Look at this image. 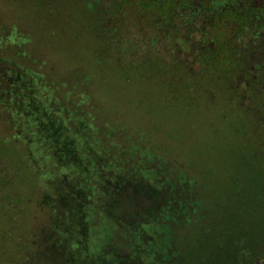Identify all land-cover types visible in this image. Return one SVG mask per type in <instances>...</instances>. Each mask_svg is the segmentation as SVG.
<instances>
[{
    "label": "rangeland",
    "instance_id": "obj_1",
    "mask_svg": "<svg viewBox=\"0 0 264 264\" xmlns=\"http://www.w3.org/2000/svg\"><path fill=\"white\" fill-rule=\"evenodd\" d=\"M90 1L0 0V25L13 33L8 39L15 34V26L32 37L28 48L31 57L23 59L26 55L20 53L14 61L32 65L46 78L44 85L33 89L32 95L39 101L34 100L31 109L39 111L34 117L27 114L28 124L35 128L37 118L50 119L43 133H33L27 127L29 131L22 136L16 133L20 126L13 117L0 111V166L17 171L15 187L19 193L14 202L26 207L17 212V219L23 217V211L30 218L36 217L35 223H42L44 215L39 210L34 215L35 206H40L41 195L52 198L53 189L62 192L76 184L78 194L91 192L96 203L97 194L107 196V205L122 174L129 181L124 194L129 198L136 194L133 189L142 175H162V186L173 190L175 182L193 185L191 180L184 181L189 173L199 182L197 192L202 197L193 201L185 196L179 202L183 231L176 241H172V225L176 224L172 215L176 216L177 210L170 214L166 203L154 202L146 210H153L154 218L147 214L148 222L137 225L124 223L103 207L89 203L83 214H73L71 264H100L102 259H114L116 253L130 257L122 259L123 264L131 258L136 264L139 260L142 264H230L252 255L263 256L264 136L260 132L264 129V107L258 96L252 97L250 116L235 101L241 104L245 100L246 87L264 88V80L253 84V79L264 78L257 77L259 68L252 65L255 60L264 64V32L250 37L247 46L237 45L245 53L246 63L244 71L230 80L238 91L234 92L223 71L221 77L202 63L190 62L188 50L162 49L157 53L162 62L153 56L151 47H136L132 37L123 39L131 32H105L104 27L120 28L122 19L117 13L99 15ZM144 57L148 59L141 63ZM175 59L189 65L190 71L173 65ZM138 65L139 69L156 67V71L143 78L135 69ZM201 66L196 79L186 75ZM54 93L60 101L58 109L54 115L46 114L45 107ZM93 117H99L100 125L106 123L103 136L110 139L109 133L117 129L124 133L121 144L128 151L139 152L140 156L126 160V169L118 167L119 162L109 169L110 161L103 160L93 148L102 138L97 135L100 126L91 125ZM111 140L114 145L115 140ZM162 148L173 156L165 157ZM192 163L196 170L190 169ZM99 169L104 181L97 176ZM26 195L31 200L24 204L21 201ZM143 231L152 239L142 241ZM14 232L18 241L5 243L9 250L3 251L0 264H12L9 257L19 256L15 243L23 244V240L15 227ZM132 245H136L134 249ZM13 264L25 262L17 259Z\"/></svg>",
    "mask_w": 264,
    "mask_h": 264
},
{
    "label": "trees",
    "instance_id": "obj_2",
    "mask_svg": "<svg viewBox=\"0 0 264 264\" xmlns=\"http://www.w3.org/2000/svg\"><path fill=\"white\" fill-rule=\"evenodd\" d=\"M90 2L91 5L96 6L99 15L108 16V14L117 13L122 19V25L118 29L113 27V30H107L102 25L105 28V32L108 31L110 34L121 30H127L126 34L131 32L127 34L128 37L125 36L126 38L123 39L130 40L132 37L130 41H133L136 47L138 44H141L142 47L143 45L151 47L153 56L159 58L162 62H164L162 56L157 55L158 51L160 52L162 49L176 52L179 50L178 47H180L183 51L188 50V60L190 62L195 60L198 63H202V66L215 71L221 77L223 74L220 71H223L228 80L241 74L245 68V53H242L237 45L247 46L250 37H257L261 32H264V0H91ZM101 21L104 23L103 19ZM2 26L0 25V111L9 113L13 117L15 124L20 126L16 132L17 134L22 135L26 130L29 131L27 127L32 128L33 133L34 130L35 133H37V130L43 133V129L49 124L50 119L45 120L43 118L42 121L40 118H37L39 119L38 121L35 118L33 119L39 109H31V105L34 104V100L39 101L37 97L32 95L35 94L33 89L45 84V75L44 73L38 75L37 73L40 71L33 68L32 65L26 67L14 61V57H18L20 53H25L26 57L23 59H29L27 55L31 57L30 53L32 52L28 48L31 45L29 43H31L32 37H29L23 31H19L18 27L15 26V34L8 39L13 33L10 32V28ZM132 32L135 33V37H133L134 33ZM137 32L141 34H137ZM107 36L112 37V35ZM24 37L25 41L23 42L21 40ZM20 58L22 59V57ZM146 59L148 58L144 57L141 63H144ZM173 62H176V59ZM184 63L178 61L173 65L178 64L185 71H190V66H185ZM252 65L259 68L256 74L257 77L264 78V64H258L257 60H255ZM202 66L196 72H190V74L187 72L186 75L196 79L201 73ZM140 67L138 65L135 69H138L142 76H147L152 72L150 66L149 68L144 66L139 69ZM263 80L253 79V84L256 81L262 82ZM41 92H43L42 89ZM43 94L49 93L43 92ZM248 95L251 98L260 95L264 96V88H255L254 85ZM58 101L56 93H54L53 97L49 98L50 105H46L47 108L45 107L46 114H55L58 109L57 103H60ZM89 101L92 102L90 99ZM28 113L33 116L32 122L33 120L36 122L33 123V125H36L35 128L28 124L26 118ZM92 121L91 125L96 123L100 126V132L97 135H99V138L102 137L100 138L101 141L96 143L97 147L93 148H96L95 150L101 155H103L104 150L108 153L111 148L123 150L124 157L120 158H124V164L119 162L121 165H118L115 157L113 161L110 159V162H108V168L110 169V166H112V169H114L115 162L118 167L126 166V169L129 166L126 160L136 158L137 151L135 149L128 151L126 146L121 144L120 140H122L124 133L117 129L115 133L119 136L113 139L115 140L113 141L114 145L110 144L112 143V137L108 139L107 135L103 136L107 129L102 126H105L106 123L102 120V125H100L98 122L99 117H93ZM113 121L117 120L114 118ZM125 130L128 131V129ZM44 131L46 132V130ZM112 132L113 130L109 133L111 136ZM6 169L11 175H18L14 167H11V169L7 167ZM0 170H4V167L0 166ZM98 172L100 173L101 170ZM128 183L129 181L124 179L125 191ZM1 188L4 190V187ZM3 204V202L0 203V205ZM6 242L0 241V248L2 249L0 258L3 253L9 250L5 246ZM61 259L60 257L56 258L52 254L46 255L44 258L40 257L44 264H65L64 260ZM40 260L35 263L29 261V264H38ZM238 261L237 264H240Z\"/></svg>",
    "mask_w": 264,
    "mask_h": 264
},
{
    "label": "flooded vegetation",
    "instance_id": "obj_3",
    "mask_svg": "<svg viewBox=\"0 0 264 264\" xmlns=\"http://www.w3.org/2000/svg\"><path fill=\"white\" fill-rule=\"evenodd\" d=\"M150 68L152 71H156V67L150 66ZM143 78H146V76H143ZM230 84L231 83L229 80L227 82L229 89L231 91L233 90L234 92H236V88H234L233 86L231 87ZM202 85L205 87L203 83H201V86ZM171 89L172 91H175V88L172 84ZM250 89L246 87L247 96L244 98L245 100L241 104H238L235 101V104L239 107L244 106L245 113L250 114L251 116L253 114L249 111V107H251L252 105L251 101H254L248 95ZM203 90H206V88H204ZM258 97L260 98L259 101L261 106L264 105V96L260 95ZM204 100L206 99L204 98L203 101ZM255 106L256 105L253 103V107ZM260 133L264 136V129H262V132ZM118 136L119 135L115 133V130H113L112 139H116ZM147 139L149 138L147 137ZM150 141L153 143L151 139ZM259 141L263 142L261 139ZM161 151L164 153L163 155L167 158L173 156V154L170 153L169 150H164L162 148ZM104 152L102 155L103 160L107 159L108 161H110L111 159V161H113L116 157L117 162L124 164V158H120L124 157L123 150H115L114 148H111L108 153L105 152V155ZM136 154L138 155L139 152ZM97 162L98 165H102L99 160H97ZM122 167L123 166H121V168ZM191 168L195 169L193 163L191 164L190 169ZM183 171L186 172L187 170ZM101 174L102 172H98L97 176L100 180L104 181L105 176L102 177ZM157 174L158 173H156V175ZM122 176H119L117 181V192L113 195L111 201L107 205L105 201L107 200V196L100 197L99 194H97L96 197L99 202L96 203L93 201V195L91 192L85 193V195L83 193L78 194V185L76 184L75 187H68V189L63 190L62 192L60 190L53 189L52 198L50 196H47L46 194L41 195L39 201L40 206H38V203L36 204V211L34 212V215L39 214V212H41L44 215L45 220H42V223H35L34 218L36 217L30 218L27 213H23V211H20L23 217L17 219V212L21 209H26L25 206L18 204L16 201L14 202V197L19 193L17 187H15V183L17 182V175H11L10 172H8V169L6 168H4V170H0V199H2L0 200V203H4L3 205H0V241H18L17 238L14 237L16 234L14 232V227L16 228V230L19 231L20 235L22 236L20 241L23 240V244H21L20 242L15 243V245L17 246V251L19 252V256L9 257V261L13 262V260L20 259L21 261H24L25 264H29V261L38 262L37 260H40V257L44 258L46 255L49 256L52 254L56 258H62L61 260H64L65 264H71V261L74 260L71 250V242L75 241V229L73 227L74 223L72 220L73 214H78V216L80 214H83L84 208H86L89 203H92V205L97 208L103 207L112 216L114 215L115 218H122L124 223H134L135 225L139 223L143 224L144 222H148L147 214H150L152 219L154 218L155 214L153 210L151 212H146V210H150V206H153L152 204L154 202L157 205L161 203H166L167 211H169L170 214L171 211L176 212L177 210L176 216L172 215L174 219H176V224L172 225V232L174 234L172 241H176L174 240V238L176 239V236L181 231H183V220L181 217H179L178 211V208L181 207L179 202L185 196L188 200H200L202 196L199 194V191L197 192V185L199 182L197 183V180L193 179V177L189 173H185L186 179L184 181L191 180L193 181V185H189V183H185L183 185L182 183L175 182L173 184V190H169V188L162 186V175H157L155 178H151V174L149 176L142 175L138 177L140 178V180L135 185L134 189L133 187L129 186V188L133 189L134 193L136 194L134 196L133 194H131L129 198H126L127 196L124 195L125 177L122 178ZM122 179L123 181L121 182ZM133 181L137 182V179ZM1 187H4V190ZM30 200L31 199L27 198L26 195L24 196V201L21 202H24V204H26L30 202ZM45 222H48L47 227L41 226ZM82 229H84V227H82ZM133 235L134 236L132 237L134 240L137 234L134 233ZM140 236L143 237V240L141 239L142 241H149L152 239V236L148 234V232L143 231ZM135 246L136 245H132L130 247L134 249ZM263 256L258 257L256 255H252L251 257L243 258L238 262L240 264H245V262L246 264H264ZM128 258H130L128 254L122 256L121 254L119 255L116 253L114 259H102L100 261V264H123L122 259ZM41 262L42 261L40 260V263L38 264H44V262ZM233 262L234 264H237V260ZM233 262H231L230 264H233ZM124 264H136V260L131 258L127 263ZM138 264H142L140 260Z\"/></svg>",
    "mask_w": 264,
    "mask_h": 264
}]
</instances>
